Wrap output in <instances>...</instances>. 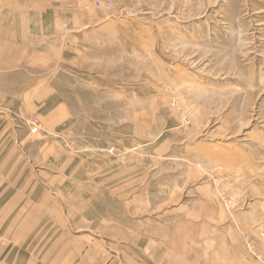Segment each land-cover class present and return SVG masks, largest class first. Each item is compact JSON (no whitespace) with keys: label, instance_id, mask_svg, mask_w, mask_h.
Instances as JSON below:
<instances>
[{"label":"rangeland","instance_id":"1","mask_svg":"<svg viewBox=\"0 0 264 264\" xmlns=\"http://www.w3.org/2000/svg\"><path fill=\"white\" fill-rule=\"evenodd\" d=\"M104 2L0 70V264L62 246L78 248L63 264H136L139 217L165 240L197 201L222 229L192 246L201 264H264V0Z\"/></svg>","mask_w":264,"mask_h":264},{"label":"crops","instance_id":"2","mask_svg":"<svg viewBox=\"0 0 264 264\" xmlns=\"http://www.w3.org/2000/svg\"><path fill=\"white\" fill-rule=\"evenodd\" d=\"M92 1L104 2L109 0H0V70L9 69V59L11 60L19 55L16 51H29L31 41H61V36L65 28H77L79 25L95 24L96 14L91 7L86 8L85 5V3ZM25 43H27V46ZM197 202V207L201 208L195 211V223L168 225L165 229V240H162L160 237L159 232L160 230L163 232V230L160 229L158 225L154 224L152 215L145 214L146 222L144 224L142 222L143 216L139 217L141 219L140 224L137 223V225L134 226V230L132 229L136 237L138 236L135 239V244L140 251V258L142 259V262L140 260V262L136 264L202 263V259L204 258L201 257L200 249L195 248L191 251L192 246L201 244V247L204 248L206 242H208L207 235L221 234L222 229L218 230L217 226L213 227L207 224H200L202 219L204 223L206 222L207 212L205 207L199 205V201ZM182 208H188V205L184 204ZM11 213L14 214V211L8 210L6 214L8 218L6 229L8 232L11 231V229L13 231L16 226L14 221L15 216L12 220H9L11 219ZM185 213L184 211L183 222L187 219ZM190 217L192 219L191 215ZM43 222L44 221H40V224ZM87 222L88 218L86 216H69L64 220V226L61 228H65L69 233L76 234L84 230L81 229L80 226ZM106 223H111V220H106ZM40 224L38 226L32 225L29 227L24 225L22 232L25 234H32L40 228ZM49 230L52 231V235L63 232V229H52V227ZM116 230L120 233H124V230L121 228ZM94 232L107 233L110 232V229L96 230ZM51 237H49L50 240L53 239ZM176 249L183 251L182 261L180 262H175ZM58 250L60 252L56 254L52 264H63L59 262L60 259L74 258L78 248L77 246L76 249L62 246L59 247L55 253ZM139 251H137L138 255ZM31 252L34 254V249L31 250ZM35 253L37 258L43 257L41 251H39V254L37 252ZM31 260L34 261L32 257ZM84 260H86V262L83 264H88V261L91 260V254L86 252ZM66 263L69 264L70 261Z\"/></svg>","mask_w":264,"mask_h":264},{"label":"built area","instance_id":"3","mask_svg":"<svg viewBox=\"0 0 264 264\" xmlns=\"http://www.w3.org/2000/svg\"><path fill=\"white\" fill-rule=\"evenodd\" d=\"M97 6H100L99 3L96 4ZM101 6L104 7V8H108L109 7V3H101ZM30 133L33 134V135H37L38 134V128L33 126L31 129H30Z\"/></svg>","mask_w":264,"mask_h":264}]
</instances>
